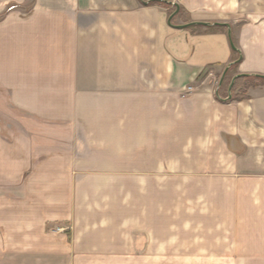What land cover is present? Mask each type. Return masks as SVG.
<instances>
[{
    "label": "crops",
    "instance_id": "obj_1",
    "mask_svg": "<svg viewBox=\"0 0 264 264\" xmlns=\"http://www.w3.org/2000/svg\"><path fill=\"white\" fill-rule=\"evenodd\" d=\"M248 75L264 0H0L17 233L60 222L110 264H264V81L232 92Z\"/></svg>",
    "mask_w": 264,
    "mask_h": 264
},
{
    "label": "rangeland",
    "instance_id": "obj_2",
    "mask_svg": "<svg viewBox=\"0 0 264 264\" xmlns=\"http://www.w3.org/2000/svg\"><path fill=\"white\" fill-rule=\"evenodd\" d=\"M3 208L0 201V229L4 232V227H8L3 236L0 231V264H110L113 262L112 259L102 258L103 255L108 254L107 252L73 250L71 244H68L71 243L70 228L60 222L48 223L46 236L32 238L18 234L17 205H14L13 210ZM23 210L22 204L19 213L22 214ZM7 218L9 222L6 221ZM6 231H9L8 235Z\"/></svg>",
    "mask_w": 264,
    "mask_h": 264
},
{
    "label": "trees",
    "instance_id": "obj_3",
    "mask_svg": "<svg viewBox=\"0 0 264 264\" xmlns=\"http://www.w3.org/2000/svg\"><path fill=\"white\" fill-rule=\"evenodd\" d=\"M152 3H159V4H166V2L164 1H153ZM235 49V47H234ZM243 80V81H246L245 84L246 86H250V85H255V84H259L260 82H263L264 81V76H259V75H255V76H238L236 81H235V84L233 85V89H232V92L235 91L236 89V86H237V80ZM238 80V81H239Z\"/></svg>",
    "mask_w": 264,
    "mask_h": 264
}]
</instances>
